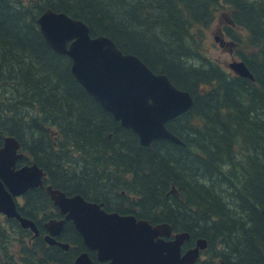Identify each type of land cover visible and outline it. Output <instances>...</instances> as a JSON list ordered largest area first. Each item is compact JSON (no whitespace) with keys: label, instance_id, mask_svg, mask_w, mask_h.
<instances>
[{"label":"trees","instance_id":"1","mask_svg":"<svg viewBox=\"0 0 264 264\" xmlns=\"http://www.w3.org/2000/svg\"><path fill=\"white\" fill-rule=\"evenodd\" d=\"M49 8L111 37L193 95L194 105L168 122L184 145H141L99 105L72 60L43 37L38 20ZM219 18L253 79L201 51ZM8 136L21 143L20 162L42 166L53 187L121 212L123 202L202 236L228 264H264V0H0V147ZM28 195L27 216L53 206L44 189ZM32 235L16 218H0L3 264H73L86 250L70 225L61 235L69 251L41 236L25 241ZM14 239L25 258L11 254Z\"/></svg>","mask_w":264,"mask_h":264},{"label":"water","instance_id":"2","mask_svg":"<svg viewBox=\"0 0 264 264\" xmlns=\"http://www.w3.org/2000/svg\"><path fill=\"white\" fill-rule=\"evenodd\" d=\"M40 31L58 54L73 60L72 72L87 91L127 128L132 129L142 145L156 139L184 142L168 127L167 122L189 110L192 95L178 88L165 73H155L138 56L124 54L115 42L105 36L91 37L88 25L65 12L47 9L39 18ZM229 67L240 76H254L244 61H233ZM20 145L13 137L5 139L0 149V212L16 217L23 227L35 233V223L20 215L13 195L43 184V171L37 165L14 170ZM5 184L9 187L10 192ZM48 191L66 219H72L87 247L97 250L98 261L106 264H191L199 256L193 249L183 256L181 245L190 238L188 232L173 234L172 225H155L134 215L107 212L102 204L87 201L81 195L67 197L64 192ZM264 216V209L262 211ZM58 233L63 223H55ZM174 236L172 241L162 237ZM156 238H159L156 240ZM46 240L69 249L68 243L48 235ZM75 264H95L87 252L77 256Z\"/></svg>","mask_w":264,"mask_h":264},{"label":"flooded vegetation","instance_id":"3","mask_svg":"<svg viewBox=\"0 0 264 264\" xmlns=\"http://www.w3.org/2000/svg\"><path fill=\"white\" fill-rule=\"evenodd\" d=\"M24 156H25V152L23 151L21 153L20 157H18V159H17L16 169L21 168L24 165L30 163V162H27V163L22 164L20 162V160ZM31 190H32V188L30 190H28L22 196L17 198V208H18L17 210H18V212L23 217L32 220L38 228V234H36L35 236L32 235L30 242H32L34 238L41 236L42 239L45 241V243H47V241L45 240V237L48 235L53 236L57 241H64V240H61V235L66 231V228L69 225L72 226L73 231H75L76 233L78 232V230L75 227L74 221L72 219H66L67 213L62 212L61 207L59 205L55 204V202L51 199L50 195H49V197H50V200H51L53 206L48 208L49 211L45 212V210H41L43 208L48 207V205L46 204L41 209L37 210L38 213H36L33 217H30V216L23 214L24 212L21 209L26 204L27 197L29 196L28 194L30 193ZM121 193L126 195L127 191L122 189ZM69 195H71V194H69ZM20 198H21V201H20ZM87 200L91 201V202H96L98 204H102L104 209L107 212L115 210L121 214H133L136 216L137 219H146V220H149L151 223H155L148 218H143V217L139 216L137 214L138 210L135 207L126 206L125 203H123V202H121V210H124L125 212H121L119 209L114 208L113 205L109 206L108 204H106L105 201L98 202L94 199H87ZM110 202H112V201H110ZM109 207H113V208H109ZM52 223H54V224L55 223H63L61 230L58 233H56L55 235H52V231H56L57 227ZM157 223H159V222H157ZM158 239L159 238H156V240H158ZM162 239L165 241H172L174 239V237H162ZM200 239H204V237H202V236L193 237L191 235V237L189 239H186L183 242V244L181 245V254L182 255H184L185 253H187L190 250L195 249L197 246H202V245L204 246L203 248H200L198 259L194 263H191V264H228L227 260L225 258H223L221 255H219L218 252L214 251V248L211 247L210 243L207 240H206V243H203V242H199ZM82 241L86 247V250H83L82 252H87L91 260H93L95 263H98V264H106L109 262V261H107V262L98 261L97 250H92L89 247H87L84 240H83V237H82ZM64 242H66V241H64ZM48 245L52 246V247L55 246L54 244H48ZM217 250H220V249L217 247Z\"/></svg>","mask_w":264,"mask_h":264},{"label":"rangeland","instance_id":"4","mask_svg":"<svg viewBox=\"0 0 264 264\" xmlns=\"http://www.w3.org/2000/svg\"><path fill=\"white\" fill-rule=\"evenodd\" d=\"M225 26L226 25H225L224 19L219 18L216 21V23H214L209 29L206 30V40L203 43V45L200 47V49L206 57L214 59L216 61L218 60V62L221 65H223V67L226 70H229L226 67L228 63L232 62L234 59L240 60V58L237 55V46L231 44L229 42L228 37L225 36L224 33H222ZM216 35H221V38L226 39L228 43L225 44L224 46H221L218 42H216V39H215ZM71 68H72V65H71ZM82 154H83V151H82ZM84 161L87 163V165L95 167L93 166L91 161L87 160L86 158L84 159ZM20 201H21V198H20ZM0 218L3 219L5 218V216L3 214H0ZM9 233L11 232L9 231ZM30 239H31L30 237L26 236L25 241L30 242ZM11 250H12L11 254L14 256V258H20V257L25 258L24 254L21 252V245L18 240H15V239L13 240V243L11 245ZM18 252H21V254H18ZM2 258L0 256V264H3ZM51 264H55V263H51Z\"/></svg>","mask_w":264,"mask_h":264}]
</instances>
